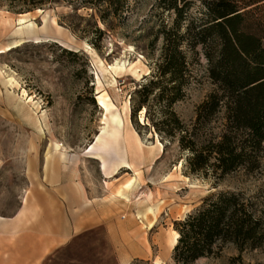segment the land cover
<instances>
[{"label": "rangeland", "instance_id": "rangeland-1", "mask_svg": "<svg viewBox=\"0 0 264 264\" xmlns=\"http://www.w3.org/2000/svg\"><path fill=\"white\" fill-rule=\"evenodd\" d=\"M245 9L264 36V0ZM199 11L200 0H193L186 14L197 16ZM25 13L0 7V214L14 210L33 182L29 170L37 174L44 158L49 171H77L90 192H105L114 208L115 230L124 234L108 239L98 226L41 264H120L124 259L127 264H174L172 221L213 190L243 193L264 223V142L256 168L240 167L212 187L210 179L185 173L186 153L175 141L141 126L143 111L135 118L139 126L132 124L128 93L157 57L161 24L170 23L171 10L157 0H127L123 21L105 32L98 49L60 22L73 20L66 2ZM76 13L87 17L90 9ZM195 50L186 53L184 96L172 105L185 123L214 88L199 47ZM100 102L121 118V129ZM132 178L136 183L123 192L126 198H119L116 194ZM192 264H264V246L238 251L228 244L218 255Z\"/></svg>", "mask_w": 264, "mask_h": 264}, {"label": "trees", "instance_id": "trees-1", "mask_svg": "<svg viewBox=\"0 0 264 264\" xmlns=\"http://www.w3.org/2000/svg\"><path fill=\"white\" fill-rule=\"evenodd\" d=\"M157 1L173 17L161 24V45L150 70L128 93L129 116L134 127L139 126L135 118L143 111L141 126H150L186 153L185 173L210 179L215 187L231 171L256 168L263 149L264 36L245 9L261 0H200L197 16L186 14L193 0ZM62 2L71 8L68 16L73 20L60 22L95 49L106 31L121 24L127 8V0H0V7L26 14ZM79 8L90 13L81 16ZM197 46L214 88L185 123L172 105L184 96L189 79L186 53L196 52ZM218 118L219 125L212 126ZM172 229L177 233L170 255L174 264L216 256L228 244L238 251L264 246V223L237 191L208 192L172 221Z\"/></svg>", "mask_w": 264, "mask_h": 264}, {"label": "crops", "instance_id": "crops-1", "mask_svg": "<svg viewBox=\"0 0 264 264\" xmlns=\"http://www.w3.org/2000/svg\"><path fill=\"white\" fill-rule=\"evenodd\" d=\"M46 162L43 158L37 174L29 170L33 182L14 210L0 214V264H41L45 257L98 226L108 239L124 237L115 230L114 208L106 202L105 192L93 194L77 171V175L63 174L60 168L49 171ZM132 250L137 252V248ZM127 263L126 259L120 262Z\"/></svg>", "mask_w": 264, "mask_h": 264}, {"label": "bare ground", "instance_id": "bare-ground-1", "mask_svg": "<svg viewBox=\"0 0 264 264\" xmlns=\"http://www.w3.org/2000/svg\"><path fill=\"white\" fill-rule=\"evenodd\" d=\"M23 19V18H22ZM23 20H21V22H22ZM23 23V22H22ZM20 24V23H19ZM24 25V24H23ZM31 25V24H30ZM19 27H21V26H19ZM20 30V29H19ZM122 67H123V65H122ZM100 106H102L103 108H104V110L106 111V113L107 114H109L110 116V119H111V121H112V123L113 124H115L119 129H121V127H122V125H123V122H122V120H121V118L120 117H118L117 115H114V114H110L109 113V109L107 108V107H105L104 105H103V103L102 102H100ZM104 129V128H103ZM136 183V179H130L129 181H127L124 185H123V187H122V189H121V191H119L116 195L119 197V198H126V195L124 196V194H123V192L124 193H127L132 187H133V185ZM148 212H150V213H153L152 212V209H148ZM150 227H152V224H150L149 225ZM148 226V227H149ZM174 233V237H173V240H172V245L175 243V241H176V238H177V233L176 232H173Z\"/></svg>", "mask_w": 264, "mask_h": 264}]
</instances>
